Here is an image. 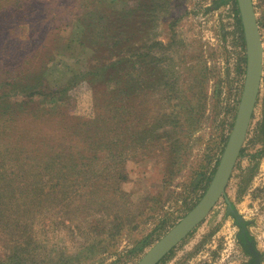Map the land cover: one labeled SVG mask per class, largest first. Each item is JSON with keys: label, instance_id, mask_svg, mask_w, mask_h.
<instances>
[{"label": "rangeland", "instance_id": "rangeland-1", "mask_svg": "<svg viewBox=\"0 0 264 264\" xmlns=\"http://www.w3.org/2000/svg\"><path fill=\"white\" fill-rule=\"evenodd\" d=\"M247 52L238 0H0V172L58 158L1 204L0 264H137L209 188ZM159 264H264V73L226 193Z\"/></svg>", "mask_w": 264, "mask_h": 264}, {"label": "water", "instance_id": "water-1", "mask_svg": "<svg viewBox=\"0 0 264 264\" xmlns=\"http://www.w3.org/2000/svg\"><path fill=\"white\" fill-rule=\"evenodd\" d=\"M245 30L248 63L244 90L234 127L209 188L195 207L163 236L137 264H159L183 241L226 193L246 142L261 93L264 44L254 0H238Z\"/></svg>", "mask_w": 264, "mask_h": 264}, {"label": "trees", "instance_id": "trees-1", "mask_svg": "<svg viewBox=\"0 0 264 264\" xmlns=\"http://www.w3.org/2000/svg\"><path fill=\"white\" fill-rule=\"evenodd\" d=\"M152 5V4H151ZM150 4H149V6H151ZM243 59H244V61H246V56H244L243 57ZM107 65H105V67H106ZM125 76V75H124ZM114 79L115 80H117V81H119V80H121V81H123V78L122 77H114ZM112 83H114V81L112 82ZM111 83V84H112ZM113 87H114V85H113ZM113 87H108L109 89H112ZM109 89L107 90V92H105V98H107L108 99V97L109 96H111L112 97V95H113V93H114V90H112L111 92H109ZM57 159L58 158H53V157H51V158H49V160L48 161H46L45 162V160L46 159H44L43 161H42V159H40V161H41V164L43 165V168H42V172L44 173V174H46V165H45V163L47 164V167L48 168H52V161L53 162H56L57 161ZM43 162H45V163H43ZM75 166H78L77 165V163L75 164ZM61 168H62V164H61V166H60ZM29 172H31V171H28V172H24V173H21V172H15L14 171V173H13V171H8V170H5L4 172H0V211H1V204L2 203H4L5 202V200L7 199V198H9V196H10V193L9 192H11V191H15V192H13V197L14 198H12V199H10L9 201H7V202H10L11 201V204H13L14 203V201L16 200V201H20V197H19V195L17 194V191H20L23 195H26L27 197H28V199H32V198H34V196H36V194H38L37 196L39 197V200L40 201H42L43 199L42 198H45V195L47 194V192H46V189H45V180H44V178H43V174H42V172L41 171H39V174H40V179H35L34 178V185H32V184H29V182H28V180L29 179H24V180H22V181H20V183L18 184V186L16 185V181H15V179H14V177H13V174L14 175H16L17 177H24V175H26L27 173H29ZM63 171H61V170H57L55 173H54V175H57V174H60V173H62ZM9 174V175H8ZM60 178L61 177H58V184L59 183H61V180H60ZM99 180H100V178H99ZM110 181H111V183L114 181H112V179L110 178L109 179ZM113 184V183H112ZM94 187V186H93ZM88 188V187H87ZM121 189V187L120 186H117V187H115L114 188V191H115V193L118 191V190H120ZM120 212V211H119ZM107 218H108V215H107ZM106 218V219H107ZM122 218V217H121ZM108 221V220H107ZM107 221H105V223H109V222H107ZM123 220H122V226H123ZM120 224H121V222H120ZM107 230H109V231H111L112 229H107ZM106 230V232L107 233H109V231H107ZM115 230H118V228L117 229H115ZM73 231V230H72ZM26 232H29V230L28 229H26L25 231H24V233L26 234ZM73 233H74V231H73ZM106 233V234H107ZM75 234V233H74ZM75 236V235H74ZM9 251H11V249L9 250ZM18 250H16L15 248H13L12 249V251L11 252H9L10 253V255H14L16 252H17ZM20 258H23V257H19L18 258V261H17V264H19L20 263ZM68 259H70L69 261H67V262H71L72 260H73V258H71V257H67Z\"/></svg>", "mask_w": 264, "mask_h": 264}]
</instances>
